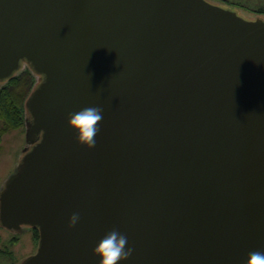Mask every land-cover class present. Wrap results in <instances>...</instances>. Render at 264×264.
Listing matches in <instances>:
<instances>
[{
  "label": "water",
  "instance_id": "obj_1",
  "mask_svg": "<svg viewBox=\"0 0 264 264\" xmlns=\"http://www.w3.org/2000/svg\"><path fill=\"white\" fill-rule=\"evenodd\" d=\"M27 65L23 154L0 226L20 264H246L264 251V17L210 0H0V83ZM99 107L96 144L70 114ZM75 226L69 225L74 213Z\"/></svg>",
  "mask_w": 264,
  "mask_h": 264
},
{
  "label": "rangeland",
  "instance_id": "obj_2",
  "mask_svg": "<svg viewBox=\"0 0 264 264\" xmlns=\"http://www.w3.org/2000/svg\"><path fill=\"white\" fill-rule=\"evenodd\" d=\"M224 7L236 10L244 17H256L254 10L258 7H264V0H210ZM260 16L264 17V14ZM25 66V65H24ZM24 69V68H22ZM27 147L25 142V127L7 132L1 137L0 142V188L3 187L9 176L14 172L19 163V158L23 154V148ZM0 236L2 243L0 248L8 247L12 254H0V264H20L27 256L36 251L37 244L33 241L32 231L24 228L23 231L13 233L0 226ZM16 238L17 243L10 245V239Z\"/></svg>",
  "mask_w": 264,
  "mask_h": 264
},
{
  "label": "clouds",
  "instance_id": "obj_3",
  "mask_svg": "<svg viewBox=\"0 0 264 264\" xmlns=\"http://www.w3.org/2000/svg\"><path fill=\"white\" fill-rule=\"evenodd\" d=\"M103 118L99 107H85L70 114V123L79 143L88 149L96 144V135L99 132L98 124ZM80 219V214L74 212L69 218V225L75 226ZM128 238L117 229L107 232L95 248L101 264H119L126 260L133 252L131 247H126ZM246 264H264V251H251L246 257Z\"/></svg>",
  "mask_w": 264,
  "mask_h": 264
},
{
  "label": "trees",
  "instance_id": "obj_4",
  "mask_svg": "<svg viewBox=\"0 0 264 264\" xmlns=\"http://www.w3.org/2000/svg\"><path fill=\"white\" fill-rule=\"evenodd\" d=\"M258 15L264 14V7L254 9ZM37 81L35 73L26 65L5 82L0 83V142L1 137L9 131L25 127V100ZM32 238L38 244L39 233L36 228H29ZM2 238L0 236V244ZM10 245L17 243L16 238L8 242ZM0 254H12L8 244L0 248Z\"/></svg>",
  "mask_w": 264,
  "mask_h": 264
},
{
  "label": "flooded vegetation",
  "instance_id": "obj_5",
  "mask_svg": "<svg viewBox=\"0 0 264 264\" xmlns=\"http://www.w3.org/2000/svg\"><path fill=\"white\" fill-rule=\"evenodd\" d=\"M26 66V65H25ZM25 66L23 68H25Z\"/></svg>",
  "mask_w": 264,
  "mask_h": 264
}]
</instances>
